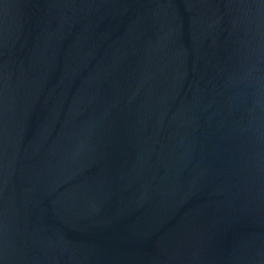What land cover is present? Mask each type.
I'll use <instances>...</instances> for the list:
<instances>
[{
    "label": "water",
    "instance_id": "obj_1",
    "mask_svg": "<svg viewBox=\"0 0 264 264\" xmlns=\"http://www.w3.org/2000/svg\"><path fill=\"white\" fill-rule=\"evenodd\" d=\"M0 264H264V0H0Z\"/></svg>",
    "mask_w": 264,
    "mask_h": 264
}]
</instances>
